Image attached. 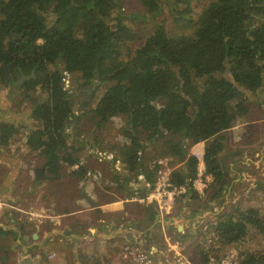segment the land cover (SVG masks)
<instances>
[{"label":"trees","instance_id":"16d2710c","mask_svg":"<svg viewBox=\"0 0 264 264\" xmlns=\"http://www.w3.org/2000/svg\"><path fill=\"white\" fill-rule=\"evenodd\" d=\"M138 2L146 19L165 17L132 47L122 0H0V82L19 91L32 122L1 121L0 145L25 127L23 143L44 166L57 173L62 163L77 165L71 173L85 176L79 152L87 144L69 138L73 96L64 87L65 73H79L91 98L104 86L90 110L92 127L125 119L117 159L136 173L147 160L143 174L150 187L159 159L171 160L172 185L185 187L180 199H216L227 131L247 118L254 97L264 100V0ZM22 75L30 77L15 85ZM199 142H205V173L213 177L212 191L203 196L193 185L199 160L189 152ZM157 143L162 149L145 157ZM150 187L137 188L138 194ZM147 211L154 219L153 205ZM262 215L233 206L216 215L213 229L239 247L253 231L264 236ZM7 233L0 227L1 235ZM243 264H264V255L246 253Z\"/></svg>","mask_w":264,"mask_h":264},{"label":"crops","instance_id":"0c3cea01","mask_svg":"<svg viewBox=\"0 0 264 264\" xmlns=\"http://www.w3.org/2000/svg\"><path fill=\"white\" fill-rule=\"evenodd\" d=\"M255 109L250 107L242 127L255 121L264 122L261 109L256 111L262 116L252 117ZM237 125L229 129L227 135L235 133L238 137L233 140L240 142L235 144L236 148L229 149L232 139L227 138L223 150L228 148L227 155L221 153L224 169L221 193L216 199L212 198L213 194L206 198L210 207L207 210L206 204L200 203L201 216L215 215L233 206L254 207L264 214V166L259 164L264 154L253 148L255 142L251 139L256 133L245 131V128L231 131ZM260 135L264 136V130ZM204 147L205 142H199L191 146L189 152L203 159ZM79 157L86 169L83 177L71 173L77 165L66 167V174L62 173L65 170L60 171L62 166L56 170L57 174L43 163L32 165L39 181L34 187L36 192L27 190L16 200L10 198V193L13 195L12 192L17 191L12 180H17L22 174L20 169L28 164L0 158V182L5 184L0 192V201L4 203L0 204V227L8 231L0 234V264H110L123 239L133 241L134 233L153 227L157 214L152 219L147 211L152 204L135 198V195L145 196L150 191L147 189L145 195L137 191L147 183L143 174L149 166L147 160L141 161L144 168L139 167L136 173L117 159L116 151L92 144L82 147ZM6 167V172L10 171L8 175L2 170ZM41 167H44L43 177L37 178L35 170ZM94 174H98L96 179ZM206 175V180L211 182L213 177ZM197 181H200L198 176ZM174 198L168 202V209L175 205ZM7 204L11 207H4ZM153 209L156 210L154 205ZM5 216L9 224L2 223Z\"/></svg>","mask_w":264,"mask_h":264},{"label":"rangeland","instance_id":"374dc122","mask_svg":"<svg viewBox=\"0 0 264 264\" xmlns=\"http://www.w3.org/2000/svg\"><path fill=\"white\" fill-rule=\"evenodd\" d=\"M201 5L202 3L198 4L195 7L196 13L200 10ZM121 9L123 11V15L125 17L127 25L134 33L133 39L129 42V45L132 47H134L138 39H141L144 36L150 34L154 26L160 23L165 17V14H162L153 19H146L144 16L146 15V13L138 0H122ZM11 79L13 81L12 76ZM64 87L67 89L68 93L72 94L73 96L72 101L74 118L72 116V121L68 124L67 131L69 132V138H74L76 142L84 144L97 145V143L99 142V146L103 149H107V151H115V146L121 145V143L124 141L121 133V128L125 123L124 117H112L107 123L100 125V127H92V122L89 119L90 110L94 107L95 103L100 98L102 92L104 91V86H100L97 89L95 96L91 98V89L83 85V80L80 78L79 73H65ZM259 93L258 94L261 96L262 92ZM254 99L260 102V98L257 99V97H254ZM258 104L260 106H257L256 103H253V108H256L257 110L261 109L264 111V103ZM256 109L252 115V117L254 118L262 116V113L256 111ZM28 111L29 107L27 106V102L19 97V91L14 88L7 87L0 82V122H14L19 123L23 126L26 125L30 127L32 122L28 118ZM77 116H79L78 119L76 118ZM241 124L242 123L237 125L238 127L231 131H243L242 129L245 128V131H252L253 133H256L255 135H252L254 136V139H251L253 142H255V146L253 145V148L259 149L260 154H264V136L261 137L260 135V131L264 130V122L260 123L255 121L251 122L250 125L244 127H242L243 125ZM25 130L26 128L24 127L22 131L11 138L7 142V144L0 145L2 146L0 147V158H8L6 159V161L19 160L20 163L22 162L28 164V167L25 166L24 168L20 169V171H22V174L19 176V178H17V180L15 181L12 180V182L15 183L13 184V187H16L17 191L12 192L13 195H11L10 192L9 193L10 198L14 200H16V197L19 195L23 196L27 190L35 191L34 187L39 184V181L35 178L34 171H32V165L40 166L42 164V159L41 157L39 158L37 155H35L36 153L28 150L26 146L22 144ZM78 133H80V135H78ZM234 137H238V135H236L235 133L234 135H227L228 139H232V142L230 144L231 147H228L229 149L236 148L235 144L239 141H234ZM159 147L160 143L149 145L147 150L145 151L144 156L148 157L147 155L149 153L152 154L153 152L157 151ZM160 148L162 149V147ZM228 148L227 150L223 151L224 155H227ZM167 163L172 168L171 160L167 161ZM259 164L264 166V155ZM60 166L63 167H60V171L65 170V168L67 167L63 163L60 164ZM7 169V167L2 168L4 172H6ZM9 172L10 171L8 170L5 175H8ZM62 173L66 174L67 172L65 170ZM205 177L208 176L205 174L203 177H199L200 181H198L197 183V188L201 196L208 195L212 191L210 180L207 181ZM201 184H203L204 186H202ZM4 187L5 184L0 182V192H2ZM179 195L175 196L174 198L176 199L175 205H172V207L169 208L170 210L167 217V229L169 232L176 231L181 238L186 239L190 243L191 247L195 248L200 245L202 241L212 237V235L210 234V230H212L215 226L217 214L212 215L208 213L206 216H201V211H199L201 202L206 204V210L207 208H210L207 205L208 201L206 197L201 198V201L199 202L197 200H189L185 198L180 199ZM28 198L30 197L28 196ZM7 205L8 206L4 207H11L9 204ZM262 216V219L264 221V215ZM2 223L9 224V220L6 218V216ZM205 226H208V229H206ZM179 227H181V230H179ZM154 240L159 245L161 244L162 239L160 233L155 237ZM127 242V239L122 240V243ZM237 248L239 249V253L243 257V259H245L246 253L249 252L261 253L264 255V236L261 237L253 231L250 235H248V238L239 245V247L237 246Z\"/></svg>","mask_w":264,"mask_h":264},{"label":"built area","instance_id":"2783aa9c","mask_svg":"<svg viewBox=\"0 0 264 264\" xmlns=\"http://www.w3.org/2000/svg\"><path fill=\"white\" fill-rule=\"evenodd\" d=\"M197 158L199 160L197 176L201 177L205 172V165L201 157ZM167 161L159 159V168L153 185L150 187L146 183V187H150L149 193L141 197L135 195L136 200L156 207L157 221L152 228L134 233L133 241L127 240V243H122L110 264H243L244 259L237 246L221 241L214 229L210 230L212 237L202 241L195 248L176 231H168L167 204L173 197L184 193L185 187L172 185L170 181L172 169ZM97 177L98 174L93 175L94 179ZM197 183L196 180L193 183L196 190ZM0 204L4 203L0 201ZM205 228L208 229V226ZM159 233L162 239L160 245L154 240Z\"/></svg>","mask_w":264,"mask_h":264},{"label":"water","instance_id":"95a60500","mask_svg":"<svg viewBox=\"0 0 264 264\" xmlns=\"http://www.w3.org/2000/svg\"><path fill=\"white\" fill-rule=\"evenodd\" d=\"M4 77L6 79L7 82L11 83L12 82V79H11V75L9 73V67L8 66H5L4 68ZM30 76H21L20 79L15 82L14 84L15 85H19L21 84L25 79H28ZM35 173H36V176L37 178H42L43 177V173H44V167H41L39 169H36L35 170ZM181 229V227H179V230Z\"/></svg>","mask_w":264,"mask_h":264}]
</instances>
